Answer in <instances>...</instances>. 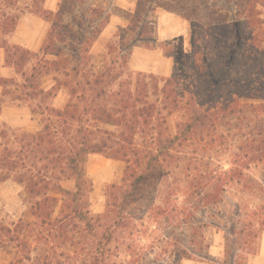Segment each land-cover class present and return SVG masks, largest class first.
<instances>
[{
    "label": "trees",
    "instance_id": "1",
    "mask_svg": "<svg viewBox=\"0 0 264 264\" xmlns=\"http://www.w3.org/2000/svg\"><path fill=\"white\" fill-rule=\"evenodd\" d=\"M45 1L0 0V48L6 66L23 79L16 100L33 103V112L45 120L37 133L4 130L3 137L9 139L0 152V182L13 179L24 186L37 200L34 212L57 200L49 196L53 192L66 197L75 216L87 221L80 202L91 188L85 166L88 157L97 154L126 164L120 210L137 203L162 162L185 164L176 178L190 179L197 172L189 183L191 197L199 200L192 209L198 211L196 216L220 205L227 190L255 182H248L249 173L264 165V0H137L128 27L120 29L117 45L110 47L118 48L120 58L102 72L92 65L91 51L110 16L98 8L78 16L85 0H62L57 12L46 9ZM159 10L178 15L190 27V51L174 77L128 69L135 47H158ZM27 12L51 24L38 52L10 40ZM68 15L71 23L64 21ZM48 74L64 81L55 79L56 85L47 90L41 79ZM12 83L0 78L3 87ZM62 88L69 100L59 108L54 102ZM171 119L176 121L173 127ZM232 138L236 144H230ZM195 143L201 146L200 159L184 151ZM224 148L236 149L229 169L220 161ZM64 181L74 182L75 189H65ZM259 191L264 193V187ZM236 212L235 239L227 241L223 264H250L264 233V203ZM91 224L87 221L88 227ZM205 228H193L198 239L192 253L182 252V261L210 260ZM5 242L26 246L21 233L0 222V244Z\"/></svg>",
    "mask_w": 264,
    "mask_h": 264
},
{
    "label": "rangeland",
    "instance_id": "2",
    "mask_svg": "<svg viewBox=\"0 0 264 264\" xmlns=\"http://www.w3.org/2000/svg\"><path fill=\"white\" fill-rule=\"evenodd\" d=\"M61 1L46 0L45 7L57 12ZM136 6L137 0H85L84 6L76 11V14L81 16L90 8H98L110 18L114 16L120 21H127V24L119 27L112 37L108 39L101 35L94 44L91 63L97 72L104 71L111 65L112 60L120 58L118 48L111 51L110 47L117 45L119 41L117 35L120 29L128 27ZM170 17L163 22L162 29L166 30L168 26L172 30H177L178 34L164 43H159L158 47L153 49L163 50L171 59L173 70L170 77H174L178 67L183 66L185 56L190 51L191 41L189 24L178 16ZM71 20L72 16L68 15L64 21L71 23ZM31 26L35 28L34 31H40L41 46L35 51L38 52L47 39L51 24L40 19L39 25ZM31 33L32 30H24L22 34L24 40H30ZM154 64L161 65L159 61H154ZM128 69L135 74L144 73L132 69L131 59ZM9 77L10 80L13 79L12 84L6 87L0 85V114L3 113L4 108H14V110L7 112L8 122L0 120V152L8 144L9 137H3L7 128L18 134L37 133L42 131L45 125L44 118L33 112L35 108L33 103H19L16 100L20 95L17 85L23 81L21 74L11 72ZM55 79L64 81L63 77H57L55 74L43 75L41 79L43 88L49 90L54 87ZM68 100L69 95L62 88L54 104L62 108ZM174 123L176 121L171 119L172 127ZM231 143L236 144V139L232 138ZM199 146L195 143L184 151L194 153L200 159L203 153ZM9 147L12 150L16 148L11 141ZM234 154L236 149L221 150L220 161L224 169L230 168ZM214 163L218 165L217 162ZM199 165L204 164L201 162ZM210 165L211 168L214 167ZM183 167L185 164H179L177 161H174V166L172 161L162 162L156 166L158 168L154 172L156 178L143 187L142 192L137 196V203L120 210L125 191L123 178L126 164L102 154L89 156L85 169L91 188L80 202L92 227L87 226V221L75 216L64 196L49 192V196L56 197L57 200L43 203L41 209L34 212L37 200L28 195L24 186L13 179L0 182V222L21 233L26 244L24 248H20L10 242L1 243L0 264H223L227 241L235 239L232 231L239 217L236 210L241 207L244 211L264 203V193L259 191L261 186L264 187V165L254 166L249 173L251 178L248 182L254 180V183L245 185L244 182L227 190L223 193V202L220 205L208 207L209 209L197 216L198 211L192 209L199 200L195 196L191 197L189 188V183L197 172L190 179L185 175H177V179L175 174ZM162 175L164 179L158 180ZM61 185L70 191L75 189L72 181H64ZM258 197L263 200H259ZM167 200L165 205L164 201ZM174 207L178 210L176 213L172 212ZM181 207L184 210H181ZM157 208L160 214L158 217H156ZM34 213L40 215V218ZM200 224L206 225L204 237L205 244L211 247L210 260L201 261L195 257L194 261H182L181 254L185 249L192 253V247L198 239L193 228H198ZM261 252L264 256V250ZM28 256L31 257L30 260ZM260 262L263 263L264 260Z\"/></svg>",
    "mask_w": 264,
    "mask_h": 264
},
{
    "label": "crops",
    "instance_id": "3",
    "mask_svg": "<svg viewBox=\"0 0 264 264\" xmlns=\"http://www.w3.org/2000/svg\"><path fill=\"white\" fill-rule=\"evenodd\" d=\"M157 38L159 43H164L165 41H168L171 39L172 36L178 34L177 30H172L170 27L167 26V29H162L163 22L168 19H170V16H178L175 14L168 13L166 11H159L157 13ZM179 17V16H178ZM181 18V17H180ZM41 18L38 16L29 13L22 16L19 26L16 30V32L11 37V43L22 46L28 50H31L33 52L39 50L41 43H40V31H34V27H32V24L39 25V21ZM182 19V18H181ZM183 20V19H182ZM31 25H30V24ZM45 24V23H44ZM127 24V21H120L119 19H116L114 16L111 17L110 23L107 26V28L104 30V32L101 34L103 37H107L108 39L112 37V35L115 33V31L121 27L125 26ZM30 25V26H29ZM47 26V25H46ZM45 27V25H43ZM37 29V28H36ZM47 29V27H46ZM24 30H32V38L30 40H24L25 38L22 37L24 34ZM169 30V31H167ZM154 61H159L161 63L160 66L154 64ZM131 66L133 70H136L138 72H144V73H152L157 74L165 77H170L173 70V63L170 58H168L163 50L153 49V48H146V47H135L133 49V54L131 56ZM15 73V71L11 68H8L5 64V51L0 48V78L3 79H9L10 73ZM12 75V74H11ZM14 108H4L3 113L0 114V120L8 122L7 118V112L13 111ZM264 250V233L261 238V246L259 253L253 257L250 260V264H264V262H260L264 260L263 251ZM211 251V247L209 249V254ZM192 261V260H191ZM194 261V260H193ZM202 263V262H201Z\"/></svg>",
    "mask_w": 264,
    "mask_h": 264
}]
</instances>
